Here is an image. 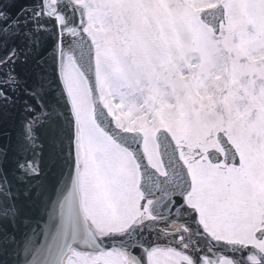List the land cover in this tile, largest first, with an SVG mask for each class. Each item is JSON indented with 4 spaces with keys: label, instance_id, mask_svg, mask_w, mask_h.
<instances>
[{
    "label": "snow or ice",
    "instance_id": "obj_1",
    "mask_svg": "<svg viewBox=\"0 0 264 264\" xmlns=\"http://www.w3.org/2000/svg\"><path fill=\"white\" fill-rule=\"evenodd\" d=\"M16 4L0 264H264V0Z\"/></svg>",
    "mask_w": 264,
    "mask_h": 264
}]
</instances>
